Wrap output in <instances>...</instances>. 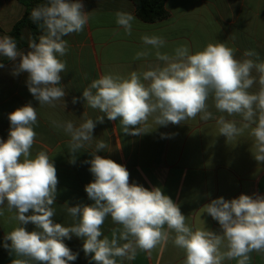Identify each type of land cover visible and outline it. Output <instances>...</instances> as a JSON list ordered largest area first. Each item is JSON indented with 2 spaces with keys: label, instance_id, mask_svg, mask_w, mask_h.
I'll list each match as a JSON object with an SVG mask.
<instances>
[{
  "label": "clouds",
  "instance_id": "obj_1",
  "mask_svg": "<svg viewBox=\"0 0 264 264\" xmlns=\"http://www.w3.org/2000/svg\"><path fill=\"white\" fill-rule=\"evenodd\" d=\"M83 8L81 0H47L34 8L30 20L42 34L38 42H29L27 53L18 50L13 37H0V56L18 60L12 74L27 73L28 90L41 106L55 107L57 101H64L66 92L58 85L66 63L58 55L63 57L68 50L64 37L82 32L88 24L90 16ZM115 15L116 24L131 35L135 17L123 11ZM142 42L157 49L155 55L164 66L143 73L133 71L127 78L109 73L94 79L82 93L89 107L105 113L108 120L119 118L125 134L141 135L150 131L149 118L156 126L179 125L198 115L202 121L212 119L208 110L211 98L218 112L241 117L238 125L220 116L216 120L219 134L233 141L248 131L254 138V159L264 162V62L250 58L258 57V53L246 50L247 58L241 60L226 44L209 43L195 53H190L187 46L178 47L170 56L159 51L166 44L163 37L144 35ZM147 55V51L138 52L136 59ZM254 70L258 76L253 75ZM257 83L259 90L249 91ZM8 118V138L0 140V206L6 203L9 212L15 211L12 219L20 225L4 238L11 241L4 247L22 257L12 264L75 261L78 254L64 243L72 235L84 239L83 251L95 264H118L117 258L120 264L134 260L137 250L150 254L169 239L184 251L183 264H223L233 259L237 264H249L250 253L264 252V196L241 194L231 200L213 199L203 209L219 223L221 233L193 230L180 207L159 187L149 190L130 184V174L123 165L97 154L109 148L104 140L96 141L94 150L88 152L91 159L85 161L94 176L85 192L94 203L66 205L73 223H55L52 206L57 194V170L45 151L30 158L36 137V108L26 104ZM103 119L98 116L96 121L102 123ZM51 123L70 137V162L75 163L79 150L92 145L95 122L87 119L78 127L72 121ZM30 210L32 214L26 215ZM109 216L119 225L111 230V238L102 232ZM29 223L38 230L27 231L23 226Z\"/></svg>",
  "mask_w": 264,
  "mask_h": 264
},
{
  "label": "crops",
  "instance_id": "obj_2",
  "mask_svg": "<svg viewBox=\"0 0 264 264\" xmlns=\"http://www.w3.org/2000/svg\"><path fill=\"white\" fill-rule=\"evenodd\" d=\"M81 3L83 11L89 13V22L82 32L64 37L68 50L63 57L58 55V59L66 63L58 85L66 92L64 101H57L55 107L39 105L28 90L27 73L12 74L18 60L9 61L0 68V140L8 138L10 113L29 103L36 108L38 119L33 125L36 137L30 158L45 151L57 170V194L52 206L56 212L52 218L55 223L65 226L73 223L67 206L94 203L85 192V186L94 181L90 164L85 161L91 159L88 152L94 150L96 141L104 140L109 148L97 154L123 165L130 174V184L149 190L159 187L180 207L186 224L193 230L221 233L219 223L204 212L206 204L219 197L231 200L241 194L264 196V162L258 163L252 155L254 138L245 131L236 140L227 141L218 132L216 120L220 116L235 120L238 125L241 117L218 112L209 98L208 110L213 118L208 121H202L198 115L179 125L156 126L149 118V132L131 135L123 132L119 118L108 120L105 113L89 107L82 93L94 79L104 74L127 78L133 71L143 73L163 67L164 62L155 55L157 49L142 42L144 35L163 37L166 44L159 51L170 56L182 46L195 53L209 43H224L236 50L237 59L247 58L244 52L252 50L259 55L250 58L264 62V0H167V19L155 23L141 21L131 0H81ZM118 11L135 17L131 35H126L116 24ZM24 13L25 7L19 0H0V28L10 32ZM23 38L25 45L19 51L27 53L31 41L29 31H24ZM141 51L149 55L136 59ZM253 75L258 76L255 70ZM258 90L257 83L249 91ZM73 98H76L75 103ZM98 116L104 117L102 123L96 121ZM87 119L95 122L94 140L91 147L79 150L75 163H71L70 137L62 129L54 128L51 121H72L78 127ZM0 211H3L0 215V264H12L14 259L22 257L4 247L5 243L11 244L4 238L20 225L12 219L15 211L9 212L6 203L0 206ZM31 214V210L26 213ZM23 227L29 232L38 230L32 223ZM116 227L119 225L109 216L102 232L111 238V230ZM64 243L78 254L77 259L68 264H95L83 251V238L72 235ZM250 257L249 264H264V252L253 251ZM184 259V251L169 239L150 254L137 250L134 260H124L122 264H183ZM223 264H237V261L225 260Z\"/></svg>",
  "mask_w": 264,
  "mask_h": 264
},
{
  "label": "trees",
  "instance_id": "obj_3",
  "mask_svg": "<svg viewBox=\"0 0 264 264\" xmlns=\"http://www.w3.org/2000/svg\"><path fill=\"white\" fill-rule=\"evenodd\" d=\"M131 1L135 5L137 17L145 23L160 22L167 19L169 15L165 7L167 0ZM19 2H21L25 7V13L23 17L14 25L10 32H4L0 28V35L2 37L11 36L17 41L18 50H20L25 45L23 38V33L25 30L29 31L31 35V41L36 40V42H38L37 37L42 34V29H40L30 20V15L34 8L47 3V0H19ZM8 62L9 60L6 57L0 56V63L5 65Z\"/></svg>",
  "mask_w": 264,
  "mask_h": 264
}]
</instances>
